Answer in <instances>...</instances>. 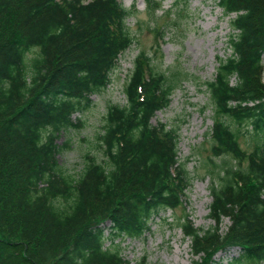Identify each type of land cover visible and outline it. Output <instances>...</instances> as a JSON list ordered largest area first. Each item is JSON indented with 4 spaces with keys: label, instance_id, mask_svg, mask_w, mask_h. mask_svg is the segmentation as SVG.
I'll return each mask as SVG.
<instances>
[{
    "label": "trees",
    "instance_id": "16d2710c",
    "mask_svg": "<svg viewBox=\"0 0 264 264\" xmlns=\"http://www.w3.org/2000/svg\"><path fill=\"white\" fill-rule=\"evenodd\" d=\"M143 1L147 26L163 39L168 25L156 28L161 2ZM216 2L231 33L230 54L202 84L214 111L211 147L222 159L205 162L214 224L196 228L187 213L175 223L190 241L192 264H218L214 255L232 248L228 264H261L264 0ZM139 13L118 0H0V264H129L120 240L149 232L162 211L183 204L191 177L178 157L177 128L152 119L188 74L159 68L139 48L143 24L139 19L137 31L128 24ZM133 45L125 101L107 107L95 135L103 157L87 152L72 171L59 161L68 146L60 136L81 126L75 114L107 88ZM224 218L229 226L221 232Z\"/></svg>",
    "mask_w": 264,
    "mask_h": 264
},
{
    "label": "rangeland",
    "instance_id": "374dc122",
    "mask_svg": "<svg viewBox=\"0 0 264 264\" xmlns=\"http://www.w3.org/2000/svg\"><path fill=\"white\" fill-rule=\"evenodd\" d=\"M118 1L126 8L135 4L140 11L136 21L134 18L128 20L133 31H137L139 19L143 24L141 34L138 35L139 48L149 52L159 68H178L182 73L188 74V78L174 90L168 107L157 112L152 122L160 121L168 127L177 128L178 157L180 161H185V168L191 177L183 204L174 212L162 211L149 232L120 240V255L129 264H136L142 258H145L146 264H192L194 258L190 241L184 237L175 220L187 213L196 228L207 229L214 224L208 216L210 179L206 173L209 164L205 165V162L211 157L220 164L222 159L214 157V149L211 147L209 130L214 111L202 84L214 77L217 59L230 54L227 44L231 23L217 6L216 0H181L177 7L178 0H159L163 12L158 13L156 28L168 25L164 30V38L159 39L151 27L147 26L143 0ZM174 2L176 4L173 6ZM180 7L185 10L177 16ZM156 46L158 52L155 50ZM137 51L138 46L133 45L120 55L107 88L92 95L90 105L75 114L74 121L79 120L81 126L61 134L59 143L68 144L59 154V161L63 166L78 171L82 156L87 152L95 155L98 160L102 159L101 150L95 147V135L101 128L107 107L110 104H123L125 101L123 86ZM262 65L264 81V51ZM246 143V138H238V145L243 151L250 149ZM224 158L234 163L229 156ZM167 222L171 224L168 225ZM109 224L108 221L104 224L105 231ZM228 226L229 220L224 218L220 231L224 232ZM105 245L112 246L109 240ZM235 254L236 248H232L227 255L217 252L214 258L218 264H228V257Z\"/></svg>",
    "mask_w": 264,
    "mask_h": 264
},
{
    "label": "bare ground",
    "instance_id": "6f19581e",
    "mask_svg": "<svg viewBox=\"0 0 264 264\" xmlns=\"http://www.w3.org/2000/svg\"><path fill=\"white\" fill-rule=\"evenodd\" d=\"M220 253H222V254H224V255H227L228 250H227V251H222V252H220Z\"/></svg>",
    "mask_w": 264,
    "mask_h": 264
}]
</instances>
